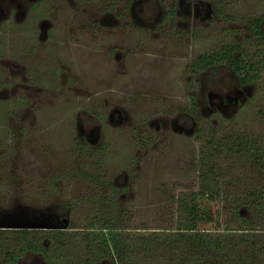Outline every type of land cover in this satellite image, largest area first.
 I'll return each mask as SVG.
<instances>
[{
    "label": "rangeland",
    "instance_id": "1",
    "mask_svg": "<svg viewBox=\"0 0 264 264\" xmlns=\"http://www.w3.org/2000/svg\"><path fill=\"white\" fill-rule=\"evenodd\" d=\"M0 1H6L7 10L18 8L17 19L0 15V222L5 223L0 228L62 225L63 217L72 226H97L77 234L65 230L57 237L49 230L0 229V264L6 252L14 253L25 243L48 247V264H66L69 253L72 258L83 254L87 237L98 249L93 239L101 238L97 221L108 214L106 207L95 208L90 201L88 194L96 186L90 177L98 180L105 173L110 177L104 179L110 180L119 172L131 184L113 201L123 228L117 229L123 251L133 252L137 264L193 263L181 251L140 249L139 239L178 226L175 199L200 186V163L194 165L200 149L208 148L206 137L218 141L245 132L264 151V119L258 113L264 107V72L250 95L220 111L210 105L207 91L234 90L242 85L238 77L224 64L216 65L214 77L193 66L196 56L227 43L240 44L248 58H259L264 46L255 37L253 20L263 15L264 0H210L212 18L205 24L194 21L193 27L181 6L187 0H178L176 14L182 17L170 28L161 17L165 1L171 0H134L132 9L127 0H38L39 5H32L33 0ZM17 1L23 2L16 6ZM106 3L112 9H104ZM104 15L111 20L101 28L94 19L103 20ZM152 15H160L157 25ZM81 126H93L92 137L98 133L93 141L97 145L91 147L97 155L88 153L87 144L75 143ZM215 148L206 163L223 168L215 167L216 181L235 177L228 168L235 163L234 153ZM74 197V211L60 208L61 201L74 203ZM225 206L223 226H247L237 217L233 220ZM238 210L257 225L259 216L251 208ZM112 217L113 212L106 220Z\"/></svg>",
    "mask_w": 264,
    "mask_h": 264
},
{
    "label": "trees",
    "instance_id": "2",
    "mask_svg": "<svg viewBox=\"0 0 264 264\" xmlns=\"http://www.w3.org/2000/svg\"><path fill=\"white\" fill-rule=\"evenodd\" d=\"M263 26L264 13L253 20L255 37L264 46ZM258 56L257 59H253V56L248 58L240 44L227 43L216 51L196 56V64L193 66L206 69L208 75L214 77L217 73L216 65L224 64L236 74L239 83L251 84L255 88L259 73L264 72V48ZM258 113L264 119L263 106ZM215 138L206 137L208 148L200 149L197 155L198 162L194 166L197 168L200 163L196 169L200 186L175 199L178 201L180 218L177 219L178 226L174 230H158L159 235L153 232L152 236H141L139 248L162 246L169 251H181L186 258L192 259L191 264H264V181H261L264 174V151H259L260 142L245 132L240 137L225 135L218 141ZM213 144L234 153L235 163L226 167L232 169L235 177L216 181L215 167L221 170L223 168L216 166L213 161L206 163L208 157L214 156L216 148L212 147ZM240 169L244 172L243 175L240 174ZM255 176L259 180L254 179ZM230 186L233 191L229 196ZM225 204L228 205L233 220L237 217V221L247 226L244 224V228H231L227 223L223 226ZM240 206L251 208L254 217L259 216L257 225L249 215L244 217L238 212ZM109 236L119 238L115 229L109 230ZM238 246L242 248L237 252L235 249ZM195 259L197 261L194 263Z\"/></svg>",
    "mask_w": 264,
    "mask_h": 264
},
{
    "label": "flooded vegetation",
    "instance_id": "3",
    "mask_svg": "<svg viewBox=\"0 0 264 264\" xmlns=\"http://www.w3.org/2000/svg\"><path fill=\"white\" fill-rule=\"evenodd\" d=\"M114 0H109V2H113ZM176 1L178 0H171L169 1V3L167 4L165 1V12L163 13L161 18H167L168 20L166 21V28H170L171 26H173V23L175 22L177 24V20L178 18L181 19L182 16H178L177 12H176V6L177 3ZM182 1V0H179ZM23 1H17V3L19 4H15L16 6H20V4ZM34 5H39L38 0H33L31 1ZM77 2V7L79 6V1H75ZM84 6L86 3L89 4V1H80ZM85 3V4H84ZM126 5L127 7H130L131 9L134 7V0H127L126 1ZM181 6L185 9L184 12H186L189 17H190V27H193V22H198L199 24H205L208 23L210 21V19L212 18L213 14H214V9L210 0H187L185 2V5L183 6L181 4ZM9 10H7L6 8V1H0V15L1 17H7V20L9 19V16H11L12 19H17L18 18V8H10L8 7ZM112 9L111 6H108V4H104V9ZM73 9V8H72ZM21 11V9H20ZM181 11V10H180ZM119 13V17H121L123 14L122 10L118 11ZM177 13V14H176ZM153 17V25H157L159 20H160V15H152ZM108 17V18H107ZM116 18V17H115ZM109 19V20H107ZM111 18L109 15H104L103 16V20L101 19L100 21H96L94 19V23L97 26H101L102 28V23L107 24V21H110ZM162 22V21H161ZM104 24V27H106ZM241 84V83H240ZM247 85V84H246ZM239 87H244L245 85L242 84L241 86L238 85ZM253 86V85H252ZM239 87H236V89L234 90H230V89H226L223 92V88L221 90V88L215 89V90H209L207 91V99L210 103V105H212V107L214 109H219L220 111H225V109H227L229 107V104L231 102H237L239 100V98L234 99V97L237 95V90L239 89ZM252 91H254V86L252 87ZM252 93V92H251ZM250 93V94H251ZM250 94H246L245 96L247 97ZM241 97H244V93L241 94ZM211 107V106H210ZM178 118V117H177ZM121 120V119H120ZM86 122H91V120H89L88 118L85 119ZM180 123H184V122H180ZM185 124V123H184ZM83 126L77 128L78 133H79V137L77 139H74L75 143L77 144V142L79 141V143H83V144H87L88 145V153L89 154H95L97 155V151L94 150V148L91 147H95V145H97V143H94L93 141L96 140V137L98 136V133H96L95 137H92L94 131H92L90 133L91 128H93V126H89V127H85L82 128ZM184 129L185 125L183 126ZM183 129V130H184ZM96 132V131H95ZM92 137V138H91ZM84 145V146H85ZM95 152V153H93ZM98 162H101L100 158L97 159ZM121 171V170H120ZM127 171V170H126ZM90 175V173H88ZM126 174V173H123ZM64 175V174H63ZM92 175V174H91ZM73 176V175H71ZM128 175H125V177H127ZM55 177V176H53ZM108 178L110 177L109 175H105V173L101 174V178L96 180L94 179V176H91L90 179L92 180V182L96 185L94 187V189H91V192H89L88 196L90 197V201L92 202V205H94L95 208H102V207H106L108 208H112L111 210L107 211L104 210V214H108V218L109 219V214H111L112 212L114 213V217H112L113 219L111 220H106V218L104 217H100L99 220L97 221V225H99V228L101 231V238L99 237H94L93 239L97 240V246H99L98 249H94V247H91L90 242L88 237L85 238L86 243H88V245L85 246H89L86 247L84 250L83 254H80V256H76L74 258H72L73 253H69V257H68V262L66 264H137L136 261L137 259L134 258L135 254L132 252L131 254H127L125 251H123L122 249V243H121V236H119V238H111L109 236V230L110 229H115V230H120L123 228L121 226H119L120 223H118L116 220H118L117 218V214H118V210L117 207L115 208V204L113 203L114 198L118 197V195L121 194V192L123 191L124 188L128 187L130 184V181H127V178L125 180L122 181V172L116 173L114 175L111 176L110 180L108 179H104V178ZM55 179L62 181L61 176L60 177H55ZM55 180L51 177L49 179V185L53 188L54 187V182ZM98 185H100L102 187V189L98 188ZM108 186V187H107ZM83 197V196H82ZM99 198V202H96L97 199ZM84 201L85 198L83 197ZM105 200V201H104ZM107 201H109L108 203H106ZM75 202H78L76 197H74V203H72V201H68V200H64V202L61 201V206L60 208L62 209L64 206L66 207L65 210L70 211H74V209H76ZM104 202V203H103ZM98 203V205H97ZM100 204V205H99ZM97 210V209H95ZM124 211H127V209ZM92 212V211H91ZM127 214H129L127 212ZM129 218V215L127 218H124L122 221L123 223H127L128 221H126ZM65 223L67 224V218L63 217L62 218ZM126 219V220H125ZM130 219V218H129ZM66 224H62V225H51L50 227H26V226H21V227H3L0 229H7L9 230V232L11 231H19V232H26V231H34V232H43L42 230H49L51 235H54L55 237L60 236L61 234H64L65 230H73L71 231V233L77 234L80 231L79 230H92L94 227L97 228L95 223H85L83 226H76V225H71V222ZM94 226V227H93ZM119 226V227H117ZM75 230V231H74ZM118 234V233H117ZM97 235H100L99 233ZM87 236H89V234H87ZM96 236V235H95ZM52 239V237L47 238L46 240H50ZM68 240V239H66ZM41 241V240H40ZM49 241L46 242V244ZM22 247L17 248L14 253H9L6 252V259L4 260L3 264H48L47 263V250L48 247L45 248H39V246H41L39 244V246H37L36 244H31V243H25L23 245H21ZM133 249V248H132ZM134 250V249H133ZM54 251H52L53 253ZM57 254V253H56ZM53 254V257H57V255ZM72 258V259H71ZM58 264H61L58 260ZM53 264V263H51Z\"/></svg>",
    "mask_w": 264,
    "mask_h": 264
},
{
    "label": "water",
    "instance_id": "4",
    "mask_svg": "<svg viewBox=\"0 0 264 264\" xmlns=\"http://www.w3.org/2000/svg\"><path fill=\"white\" fill-rule=\"evenodd\" d=\"M252 87L253 86L251 84H247L244 87L239 88L237 90V95L234 97V99H237V98L241 97V94H243V93H244V96L246 94H250L252 92ZM3 224H5V223L4 222H0V225H3ZM20 225H27V224L24 223V224H20Z\"/></svg>",
    "mask_w": 264,
    "mask_h": 264
}]
</instances>
